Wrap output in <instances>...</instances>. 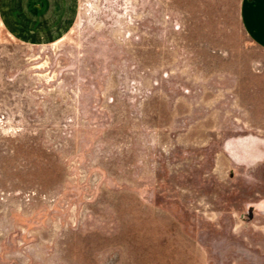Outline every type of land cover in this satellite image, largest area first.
<instances>
[{
  "label": "rangeland",
  "instance_id": "374dc122",
  "mask_svg": "<svg viewBox=\"0 0 264 264\" xmlns=\"http://www.w3.org/2000/svg\"><path fill=\"white\" fill-rule=\"evenodd\" d=\"M0 3V264H264L239 0Z\"/></svg>",
  "mask_w": 264,
  "mask_h": 264
},
{
  "label": "crops",
  "instance_id": "0c3cea01",
  "mask_svg": "<svg viewBox=\"0 0 264 264\" xmlns=\"http://www.w3.org/2000/svg\"><path fill=\"white\" fill-rule=\"evenodd\" d=\"M238 15L244 32L256 46L264 50V0H239ZM258 79L260 81L261 77ZM262 79L264 80V75ZM262 87L264 88V85ZM241 147L245 150L244 145ZM246 149L248 150V148ZM250 156L251 160H256L261 158L260 156H263V154L258 153L255 146H252Z\"/></svg>",
  "mask_w": 264,
  "mask_h": 264
}]
</instances>
